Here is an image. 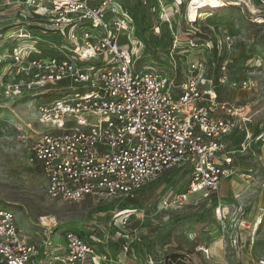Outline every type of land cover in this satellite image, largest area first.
I'll use <instances>...</instances> for the list:
<instances>
[{
	"label": "built area",
	"instance_id": "2783aa9c",
	"mask_svg": "<svg viewBox=\"0 0 264 264\" xmlns=\"http://www.w3.org/2000/svg\"><path fill=\"white\" fill-rule=\"evenodd\" d=\"M2 1L0 8L20 2L28 9L5 31L17 45H6L5 54L0 50V61L9 62L13 76L12 93L36 94L61 85L54 98L38 106L48 129L24 138L29 161L41 167L51 199L130 198L166 170L188 166L186 187L162 202L165 208L181 206L191 195L215 198L223 180L236 173L237 154L259 161L255 149L264 129L253 133L244 106L222 96L224 87L248 90L251 82L231 77L228 61L216 70L205 57L211 42L199 40L196 30L186 46L197 55L182 66L185 55L175 59L172 52L160 60L149 50L140 53L142 42L130 32L134 20L126 0ZM122 35L138 41V47H122ZM151 57L153 64H146ZM215 214L225 228L228 215L237 219L222 203ZM254 224L253 233L264 224V206ZM237 237H229L234 248ZM226 239L223 235L225 247ZM104 244L75 231L28 233L15 211L0 205V264H112L110 254L101 251ZM123 247L128 251L127 243ZM165 262L193 264L182 255H169Z\"/></svg>",
	"mask_w": 264,
	"mask_h": 264
},
{
	"label": "rangeland",
	"instance_id": "374dc122",
	"mask_svg": "<svg viewBox=\"0 0 264 264\" xmlns=\"http://www.w3.org/2000/svg\"><path fill=\"white\" fill-rule=\"evenodd\" d=\"M126 1L134 20L130 32L133 31L134 39L142 42L139 45L140 53L149 50L152 56L160 60L166 59L172 52L175 59L185 55L186 61L182 65L185 66L197 55V51H187L186 46L190 31L196 30L199 40H210L211 49L206 51L205 57L214 63L216 70L228 61L231 77L250 80L251 88L248 90L232 92L224 87L222 96L237 106H244L253 133L264 129V22L260 21H264V0H224V6L220 8L210 6L200 9L201 15L194 21L187 13L189 0ZM10 6L12 8L6 9L3 4L0 8L6 11L0 14L2 54L6 53V45H17L15 36H8L9 31H5L10 30L11 24L18 19L20 22V11H28L20 2L19 6L16 2ZM29 18L37 20L36 17ZM227 35L231 38L230 42L226 40ZM138 41L122 35L120 44L127 49L132 44L136 49ZM152 60L153 57L149 58L146 64H153ZM178 67L181 68L179 64ZM8 69L9 62L1 60L0 205H8L15 211L20 226L26 232L44 230L48 234H58L68 230L84 238L97 236L104 241L101 251L110 254L112 264H166L169 255L173 258L182 255L193 264L220 263L211 253L204 254L202 247L214 242L213 237L218 238L219 234L230 231L240 217H245L246 210L234 207H239L234 203L236 198L227 201L231 216L236 213L237 219L231 221L228 215L226 223L230 224L225 228L215 214L218 205L216 198L191 195L183 205L165 208L163 199L172 192H180L188 184V166L166 170L156 182L130 198L94 200L88 197L79 203L51 199L41 167L29 161L28 144L24 138L32 130L48 129L39 120L38 106L54 98L56 89L61 85L36 94H13L9 85L14 80ZM234 145L240 146L239 143ZM255 152L259 155V161H243L244 157L237 154L235 162L237 166L242 161L256 166L259 169L255 176L257 179L264 173V140ZM248 206L249 209L250 204ZM252 227L253 232L255 224ZM256 242L264 246V224L257 230ZM124 243L128 244V251L124 249ZM249 257L255 264H263L264 255L259 258L253 254ZM225 260L228 261V256Z\"/></svg>",
	"mask_w": 264,
	"mask_h": 264
},
{
	"label": "crops",
	"instance_id": "0c3cea01",
	"mask_svg": "<svg viewBox=\"0 0 264 264\" xmlns=\"http://www.w3.org/2000/svg\"><path fill=\"white\" fill-rule=\"evenodd\" d=\"M250 159V157H244L242 160L251 161ZM261 160L263 161V156ZM243 161L239 164L240 166H237L236 163L235 174L223 180L220 192L215 198L218 204L222 203L225 206H227V201L236 198L237 201L234 203L235 205L239 204V207H234H236V209L240 208L241 210H246V212H244L245 217H240V220H238L235 225L232 223L233 226H231L230 231L227 230L226 234L223 232L219 234L220 236L218 238L213 237L214 242L207 243L205 247H202L208 249L209 254L211 253V256L214 255L216 262L220 263L228 256L229 264H255L254 260L252 262L249 256L255 254L260 258L264 255V246L259 243L258 245L256 242L257 231L254 233L251 231L260 213L259 210L264 206V173H261L258 178L255 179L259 169ZM247 180H249V183H247ZM249 204L250 208L248 209ZM232 227H234L233 230H231ZM238 233L240 237L236 248H234L231 246L229 237L230 235L232 238L237 237ZM223 235L227 238V247H225Z\"/></svg>",
	"mask_w": 264,
	"mask_h": 264
},
{
	"label": "bare ground",
	"instance_id": "6f19581e",
	"mask_svg": "<svg viewBox=\"0 0 264 264\" xmlns=\"http://www.w3.org/2000/svg\"><path fill=\"white\" fill-rule=\"evenodd\" d=\"M210 6L220 8L224 6V0H189L188 7H187V11H188L187 13H188L189 18L192 21L196 20L202 13L200 9L210 7ZM260 21L262 23L264 22L262 20ZM224 209H226V207H224ZM124 218H128V216H125ZM43 219H46V218L44 217Z\"/></svg>",
	"mask_w": 264,
	"mask_h": 264
},
{
	"label": "trees",
	"instance_id": "16d2710c",
	"mask_svg": "<svg viewBox=\"0 0 264 264\" xmlns=\"http://www.w3.org/2000/svg\"><path fill=\"white\" fill-rule=\"evenodd\" d=\"M81 235V234H80Z\"/></svg>",
	"mask_w": 264,
	"mask_h": 264
}]
</instances>
